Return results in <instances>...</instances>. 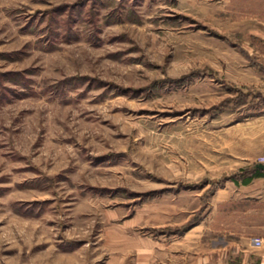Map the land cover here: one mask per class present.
Instances as JSON below:
<instances>
[{"label":"rangeland","instance_id":"obj_1","mask_svg":"<svg viewBox=\"0 0 264 264\" xmlns=\"http://www.w3.org/2000/svg\"><path fill=\"white\" fill-rule=\"evenodd\" d=\"M258 162L264 0H0V264L264 255Z\"/></svg>","mask_w":264,"mask_h":264},{"label":"crops","instance_id":"obj_2","mask_svg":"<svg viewBox=\"0 0 264 264\" xmlns=\"http://www.w3.org/2000/svg\"><path fill=\"white\" fill-rule=\"evenodd\" d=\"M229 198L228 190L219 189L210 203L217 207L218 204L227 202ZM211 230L214 233L212 236H218V238H211V242L219 243L207 248L204 254L197 255L196 257L200 258H198V263L202 261L201 257H203L204 264H230L229 260L232 261L234 258L238 259L235 260V264H264L263 253L256 250L257 246L253 245L252 237H248L244 226L230 229L227 223H221L220 229ZM204 231L199 224L190 229V233L194 236H206Z\"/></svg>","mask_w":264,"mask_h":264},{"label":"trees","instance_id":"obj_3","mask_svg":"<svg viewBox=\"0 0 264 264\" xmlns=\"http://www.w3.org/2000/svg\"><path fill=\"white\" fill-rule=\"evenodd\" d=\"M250 174L247 177H243L240 181L242 184H248L254 177L264 175V171H261L258 168L250 167L249 171ZM239 182V181H238Z\"/></svg>","mask_w":264,"mask_h":264},{"label":"built area","instance_id":"obj_4","mask_svg":"<svg viewBox=\"0 0 264 264\" xmlns=\"http://www.w3.org/2000/svg\"><path fill=\"white\" fill-rule=\"evenodd\" d=\"M262 163H264V162H262ZM253 244L255 245V246H260L261 244H262V240H261V238H254L253 239Z\"/></svg>","mask_w":264,"mask_h":264},{"label":"water","instance_id":"obj_5","mask_svg":"<svg viewBox=\"0 0 264 264\" xmlns=\"http://www.w3.org/2000/svg\"><path fill=\"white\" fill-rule=\"evenodd\" d=\"M253 168H258L260 170H264V163L258 162L253 165Z\"/></svg>","mask_w":264,"mask_h":264}]
</instances>
